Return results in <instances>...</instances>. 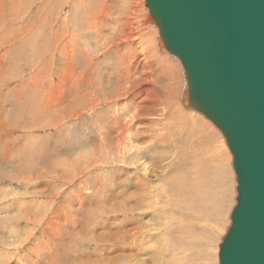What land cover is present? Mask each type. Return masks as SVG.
Segmentation results:
<instances>
[{
  "label": "rangeland",
  "instance_id": "1",
  "mask_svg": "<svg viewBox=\"0 0 264 264\" xmlns=\"http://www.w3.org/2000/svg\"><path fill=\"white\" fill-rule=\"evenodd\" d=\"M3 1H0V4H3L0 5L2 10V13L0 12V62L4 68L5 65L7 67L3 76L4 81L0 79V83H2L0 84V264H126V262L132 264H218V248L230 226V214L236 205V183H234L235 175L232 170V157L230 152L228 153V148L220 131L200 113L193 109L185 108L189 112L194 111L195 114L201 115L203 118L202 122L208 123L207 129L211 126L210 128L216 132V142L212 145L214 146L212 151L214 154L213 159H215L216 155L218 156V158L216 157L215 165L210 162L205 167L208 172H205L202 177L203 181L207 180L208 183L203 184L204 189L200 190L199 193L193 190L194 195L192 194V197L198 203L193 211L190 210L191 206H189V213L186 219L182 215V209L180 208L183 204L188 206L186 202L189 199L191 202L192 198L186 197V189L183 187L182 177L176 173L174 175L166 173L161 177V180L154 178L152 174L150 175L153 185L151 190L154 191L155 203L157 206L164 208L163 217L159 220L156 218V222H151L152 217L148 214H143L138 219V227L133 224L135 222L134 219H130L132 221H128L129 223L127 224L120 223V208H110V204L114 202V199H116V202L122 199L120 190L128 188L125 182L120 181V172L124 178H127L128 174L135 171L141 174V167L146 166L151 169L154 165V160H147L142 166H140V163L132 165L133 168L128 170L129 173L123 172V169L128 167L123 163L120 165V171H115V167L111 163L107 166H101L100 163H97L90 167L89 172L86 171L87 168H80L81 164H76L82 163L79 157L82 155L81 152H86V150L95 151L92 145L88 149L89 144L84 141L89 138L88 128L90 124L99 115H101L100 118L104 119L106 108L109 105L106 104L96 109L93 113L79 118H75L72 114L73 117L70 116L67 111L68 115L66 117L68 119L65 122L67 126L55 124L62 116L51 113V111L60 110V107H58V104L56 106L47 104V101H49L47 93L40 83L34 81V73L31 68L34 66L33 64L38 63L39 66L41 64L36 56L39 53L40 46L44 44L45 33L43 34L42 32L44 31H41L44 29L41 24L43 11H40L39 5L42 2L47 3L48 0ZM110 1L112 3L111 7L116 13L119 10L120 13H124L123 10L127 6V8H134L136 10L135 17L137 16L134 20V22L136 21L135 24H141L147 15L149 17L148 9L145 7V0H141V2H139L140 0ZM64 11L67 12V10ZM50 13V11L47 12L48 23L53 17V14L51 13L50 16ZM61 13L63 14L64 12L62 11ZM1 15L3 16L1 17ZM31 21H35V23ZM149 22L152 29L150 28L151 31L149 29L148 33L155 35L158 29L152 24L153 22L150 18ZM138 25L135 27L137 34L141 30L140 25ZM29 31L35 34L36 37H28V35H32ZM24 32L26 33L24 34ZM142 35L145 37V33L141 32L138 35L141 40H136V47L134 46L136 51L137 47L141 46L142 38L144 39ZM22 39H24V43ZM158 41L160 44L159 37ZM161 46L160 48L161 50L163 49L162 52L164 54L159 52L160 57L157 56L156 58L154 56L155 59L158 61L159 58L162 60L169 56L167 58L171 62L172 69L175 68L181 81H183L184 72L180 62ZM59 62L56 63L58 64ZM53 68L56 67L53 66ZM146 71L148 72L150 83L158 87L166 78L165 71L168 70L163 63L158 62L152 64ZM53 74L56 76L54 84L57 85L60 81V73L55 72ZM43 75L49 74L41 72L37 74L38 79L39 76L43 77ZM7 81L9 82L8 84ZM30 83L31 85L29 86ZM185 83L184 80L186 87ZM183 89L185 90V88ZM41 90L44 95L40 93ZM19 91L21 92L19 93ZM53 93L56 94L57 91H53ZM67 93L70 96L66 100V106L70 104L69 106L74 108L79 102L76 99L75 105H72L70 102L73 96L69 90H67ZM11 95L13 96L11 97ZM12 99L15 100L13 101ZM34 105L36 114L30 109ZM57 112L59 113V111ZM36 122L38 123L36 124ZM154 130L153 134L155 133ZM92 134L97 135L98 133L94 130ZM158 135L154 136L156 137L155 141L158 139L154 146V151H163L164 148L161 146H165V139L163 136L159 137ZM172 135L168 134V137H176L174 133ZM84 156H87V153H84ZM222 158L220 166H223V169L220 174L214 175L218 161L220 162ZM78 159H80V162ZM169 159L170 161L172 160L171 155ZM116 162L114 161V163ZM167 163L169 164V162ZM222 172L223 175H221ZM218 176L219 178L223 177L219 179ZM213 178L215 182L212 184ZM99 184L102 185L101 190L98 189L97 191ZM162 184L166 187L167 194H164L161 188ZM208 184L213 185L214 188ZM87 189H92V191L87 193ZM210 189L218 192L213 191L214 196L211 199L214 206L218 204V208L214 212V217H209L208 220L210 221H205V203H209ZM104 192L108 196V200L105 202L101 198ZM196 197L198 199L201 197L205 203L201 200L199 201ZM181 199L185 202H182ZM109 200L110 203L107 204ZM81 203L85 204L84 208H82ZM101 210L103 211L100 213ZM156 212L155 210L154 213ZM183 214H185V210ZM114 215H116L117 220L113 223L108 222L110 221L109 219H113ZM161 220L164 223H161ZM153 224L157 225V227L155 228ZM212 225L216 227L214 232H211L208 228H203ZM161 226H166L169 229L165 231L164 227L161 228ZM135 227H137V231L142 230L140 231L141 233L137 232L138 238L128 237V234L126 235L125 233ZM115 233L117 239L115 241L117 242L120 241V234L121 237L123 235L126 236L124 239L121 238L125 243L123 247L126 249V253L124 255L129 254L131 258L128 255V258L123 259L120 251L110 253L111 250L109 248L105 249L107 245L105 243L102 244V240H98L101 236L110 240ZM164 241L166 244H163ZM160 242L162 243L160 244ZM142 247L147 250L144 251ZM99 248L102 250L104 248L106 251L103 250V252ZM135 248H137L138 253ZM94 250H98V253ZM182 250H184L186 255L181 254Z\"/></svg>",
  "mask_w": 264,
  "mask_h": 264
},
{
  "label": "bare ground",
  "instance_id": "2",
  "mask_svg": "<svg viewBox=\"0 0 264 264\" xmlns=\"http://www.w3.org/2000/svg\"><path fill=\"white\" fill-rule=\"evenodd\" d=\"M2 2L4 1L2 0ZM139 2H141V0ZM111 6L112 3L110 0H48L47 3L42 2L41 5H39V8L41 12L43 11V18L41 19L39 17V19H41L42 27H44V29L41 27L43 29L41 31H44L42 33H45L43 38L44 44L40 46L39 53L36 56L37 60L41 63L40 66L36 63L33 64V67H31L33 70L32 72L34 73V81L36 83H40L41 87L47 93V99L49 100L47 101V104H54L55 106L58 104V107H60V110L56 109L59 113L54 110L51 111V113L53 112L56 115L60 114L62 116V118L60 117L55 123L57 125L59 124L64 127L67 126V123H65L68 119L66 117L68 115L67 111L70 116L73 115L75 118H79L93 113L96 109H99L106 104L109 105L106 108L104 119L100 118L101 115L97 117L95 116L96 120L92 122L88 128L89 138H87L84 142L89 144L88 149L91 148L90 145H92L95 151L86 150V152H81L82 155L79 157L82 163H76L77 165L81 164L80 168H87L86 171H88L91 169L90 167L94 166V164L100 163L101 166H107L111 163L114 165L115 171H120V165L123 163L128 166L123 169V172L129 173L128 170L133 168L132 165H138L140 163V166H142L147 160H154V165L151 169L146 166L141 167V174L138 171H135L128 174L127 178H124L120 172V181L125 182L126 185H128V188H122L120 190V196L122 199L118 202L114 199V202L110 204L111 209L115 207L120 208V223L127 224L129 223L128 221H132L130 219H134L135 222H133V224H136L137 226V223H139L138 219L143 214L150 215L152 217V220H150L151 222L157 219L159 220L163 217L164 208L162 206H157L155 203L154 191L151 190L153 185L151 183L150 175L152 174L154 178L161 180V177L166 173L171 175L176 173L178 176L182 177V183L184 184L183 187L186 189V197L192 198L191 202L190 199L186 202L188 206L183 204L180 208L182 209V215L186 219L189 213V206H191L190 210L193 211L194 207L198 203L194 197H192L193 190L199 193L200 190L204 189L203 184L207 182V180L203 181L202 177L205 172H208L205 170V167L209 165L210 162L211 164H214L217 160L216 157L218 158L216 155L215 159H213L214 154L212 153L214 147L212 145L216 142L217 134L210 128L211 126L207 129L206 126L208 123L202 122V116L195 114V110L193 112H189L185 109L186 93L183 89L185 88V78L181 81L175 68L172 69L170 65L171 62H169V59L167 58L169 56L166 58L163 57L164 59L162 60L159 58L158 61L155 59V57L157 58V56H159V52L161 54L164 53L162 52L163 49L161 50L160 48L161 43L159 44V36L157 37L158 32L156 29L155 35L148 33V30L150 28L152 29L149 17H147L148 15L146 14L147 16L142 20L141 24L138 23L141 30L139 31L140 28L138 27L139 33L137 34V29L135 27H137L138 24H135L136 21L134 22L137 17H135L136 10L132 7L127 8V6L125 10H123L124 13H120V10L116 13ZM70 8L73 11H71ZM64 10H67V12ZM1 11L2 10L0 9V12ZM49 11L53 14V17H50L51 21L48 23L47 12ZM62 11L64 12L63 14L61 13ZM139 13L142 14L141 12ZM2 16L3 15H1V17ZM32 23H35V21ZM26 32H24V34ZM141 32L145 33V37L142 35L144 39L142 38L143 41H141V46H138L136 51L134 46L136 40H141L138 36ZM28 37L34 38L36 35L32 34L30 36L28 35ZM22 42L24 43V39H22ZM58 61L60 62L57 64L56 62ZM158 62L163 63L168 71H165L167 76L164 78V81L156 87L148 80V72L146 70L149 69L152 64ZM53 66L56 68H53ZM6 67L7 66L5 65V68ZM5 68L0 62L1 81H4L3 76L6 73ZM41 72L49 75H43V77L39 76L38 79L37 74ZM55 72L60 73V76L58 75L60 81L57 85L54 84L56 76H54L53 73ZM8 81L7 84L9 83ZM30 85L31 83L29 86ZM22 90L24 91V89ZM67 90H69L71 92L70 94L73 96L70 103L75 105L76 99L78 100L76 101L79 102V104H77L74 108H71V106H69L70 104H67L66 106V100L70 96L67 93ZM23 91L22 93H24ZM53 91H57V93L54 94ZM20 92L21 91H19V93ZM40 93L44 95L42 90ZM12 96L13 95H11V97ZM30 109L34 111L35 105L33 108L31 106ZM31 110L29 111L31 112ZM41 120L43 121V119ZM37 123L38 122H36V124ZM153 129H155L154 134ZM94 130L98 133L97 135L92 134V131ZM172 133H174L176 137H168V134L172 135ZM156 134H159V137L163 136L165 139V146H161L164 148L163 151H154V146L158 140L157 139L155 141L156 137L154 136H156ZM84 153H87V156H84ZM169 154L172 158L171 161L169 159ZM80 159H78L79 162ZM222 160L223 158L220 162L218 161V166L214 175L220 174L223 169V166H220ZM114 161L117 162L114 163ZM167 162H169V164ZM221 175H223V172ZM211 176L213 175L211 174ZM208 180L210 179L208 178ZM214 182L213 178L212 184ZM98 186L97 191L102 185L99 184ZM211 186L213 187V185ZM161 188L163 189L164 194H167L166 187L163 184ZM102 190L104 191V189ZM86 191L87 193H90L92 189H87ZM209 191V203H205L201 197L200 199L196 197L199 201H203L206 205L205 221H210L208 218H213L214 212L218 208V204L217 206H214L211 201L214 196V192L216 191L213 189H210ZM101 198L104 202L108 200V196L105 192ZM181 201L183 202L184 200L181 199ZM109 203L110 200L107 204ZM81 205L82 208L85 207L84 203H81ZM103 210H101L100 213ZM155 210L157 211L156 213H154ZM184 210L185 214H183ZM112 218L113 219H109L110 221L108 222L113 223L117 220L116 215ZM160 222L164 223L162 220ZM137 227L130 229L128 232L125 230L127 232L125 234H128V237L132 236L130 238H138L137 232L142 230L137 231ZM156 227L157 225L155 228ZM162 227H164L165 231L169 229L166 226H161V228ZM203 228H208L211 232L216 230L215 225L205 226ZM121 234L119 239L120 241L118 242L115 241L116 233L110 240H107V238L103 236H99L100 238L98 240H102V244L105 243L107 245L105 249L109 248L111 250L110 253L120 251L121 257L125 259L130 255H124V253H126V249L123 247L125 243L121 240V238L124 239L126 236L123 235L121 237ZM161 243L162 242H160V244ZM164 243L165 241L163 244ZM142 248L144 251L147 250L145 247ZM136 249L137 248H135V250ZM94 251H97L96 253H98V250ZM181 254L186 255L184 250H182ZM91 255H93V253H91ZM129 258H131V256ZM126 264L132 263L126 262Z\"/></svg>",
  "mask_w": 264,
  "mask_h": 264
},
{
  "label": "water",
  "instance_id": "3",
  "mask_svg": "<svg viewBox=\"0 0 264 264\" xmlns=\"http://www.w3.org/2000/svg\"><path fill=\"white\" fill-rule=\"evenodd\" d=\"M162 47L179 60L186 108L210 121L232 157L235 202L218 264H264V0H145Z\"/></svg>",
  "mask_w": 264,
  "mask_h": 264
}]
</instances>
